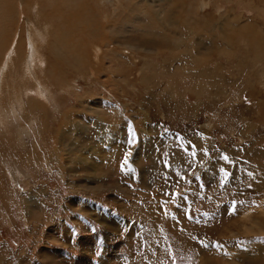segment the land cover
Returning a JSON list of instances; mask_svg holds the SVG:
<instances>
[{"label":"rangeland","instance_id":"obj_1","mask_svg":"<svg viewBox=\"0 0 264 264\" xmlns=\"http://www.w3.org/2000/svg\"><path fill=\"white\" fill-rule=\"evenodd\" d=\"M129 2L0 0V264H264V0Z\"/></svg>","mask_w":264,"mask_h":264},{"label":"bare ground","instance_id":"obj_2","mask_svg":"<svg viewBox=\"0 0 264 264\" xmlns=\"http://www.w3.org/2000/svg\"><path fill=\"white\" fill-rule=\"evenodd\" d=\"M130 0H128V2H129ZM132 1L133 0H131L129 3H132ZM141 2H142V0H140ZM144 1V0H143ZM181 3V2H180ZM88 11V10H87ZM176 11V10H175ZM177 12H178V10H177ZM93 13V12H92ZM92 15V14H91ZM92 18H93V16H92ZM88 20H89V18H88ZM45 29H46V26L44 27ZM49 28H50V26H49ZM35 29V28H34ZM38 30V29H37ZM33 32V31H32ZM32 32H29V34L30 33H32ZM43 33V31L41 32V34ZM33 35V34H32ZM34 35H36V34H34ZM46 35V34H45ZM59 34H58V36H55L54 38L56 39V41H58V39H60L59 40V42L61 41V37H59ZM4 38H6V37H4L3 36V34H1L0 35V41L2 40V39H4ZM35 43V42H34ZM36 44V43H35ZM55 45V48H58L57 47V45L56 44H54ZM125 45V44H124ZM3 47H5V46H3ZM32 47H33V45H32ZM126 47V46H125ZM134 48V47H133ZM1 49H2V46H0V51H1ZM15 49V48H14ZM12 49V51H11V55H10V58H9V60L7 61V63L5 62L4 63V65L2 66V68H1V70H0V87H1V85L5 82V77H6V72L9 70V67H10V64L13 62V59H14V55H19V53H18V51H20V49ZM22 49V48H21ZM33 49H34V53H37V54H32V62H34L36 65H39L40 64V66H42L43 64H44V59H43V57H42V53H41V55H39L38 54V51H37V49L35 48V46L33 47ZM127 49V48H126ZM33 51V50H32ZM143 52H144V50H143ZM33 53V52H32ZM40 53V52H39ZM57 52L55 51V54H56ZM30 54V56H31V53H29ZM7 56H8V54H7ZM7 58V57H6ZM19 62V61H18ZM47 64V63H46ZM27 66V65H26ZM16 69V68H15ZM39 69V68H38ZM13 70V69H12ZM27 71H28V69H27ZM29 72V71H28ZM20 73V72H19ZM38 76V75H37ZM27 83V82H26ZM22 85V84H21ZM2 88V87H1ZM14 88V87H13ZM1 90V89H0ZM4 90V89H3ZM22 93V92H21ZM49 94V93H48ZM21 96V95H20ZM20 96H18V98L20 97ZM12 99H13V97H11ZM37 100V99H36ZM37 102V101H36ZM39 102H41V101H39ZM9 103V102H8ZM33 103V102H32ZM0 104H4V102H1V100H0ZM30 104H31V102H30ZM38 104V103H37ZM35 105V104H34ZM7 107V106H6ZM11 108H13V107H11ZM1 109H5V110H7L5 107H3V108H1ZM16 109V108H15ZM8 111H9V113L11 112L9 109H8ZM3 113H1V111H0V115H2ZM70 116V115H69ZM68 116V117H69ZM72 118V117H71ZM78 126V125H77ZM72 128H74V127H72ZM71 128V129H72ZM247 133V134H250L249 132H247V130H244V131H242V133ZM105 135V134H104ZM245 151V147L243 146V145H240V146H238L237 148H235V153H234V155L237 157V158H242V156H243V154H242V152H244ZM85 158H87V157H85ZM84 161V160H83ZM241 163V162H240ZM248 210V209H247ZM246 224V223H245ZM245 224H244V226H245ZM245 227H247V226H245ZM239 229H240V227H239ZM244 234L246 233V234H251V233H253L254 232V229L252 228V227H248V228H246V229H244ZM256 254H258V253H256ZM256 256V255H255ZM258 262V261H257ZM261 264V263H260Z\"/></svg>","mask_w":264,"mask_h":264}]
</instances>
